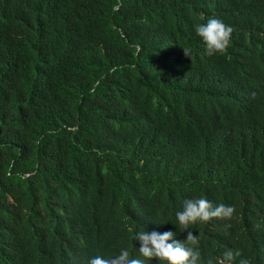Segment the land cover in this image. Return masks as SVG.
I'll return each instance as SVG.
<instances>
[{
  "label": "trees",
  "instance_id": "obj_1",
  "mask_svg": "<svg viewBox=\"0 0 264 264\" xmlns=\"http://www.w3.org/2000/svg\"><path fill=\"white\" fill-rule=\"evenodd\" d=\"M199 197L232 219L181 231ZM153 230L264 264V0H0V264H160Z\"/></svg>",
  "mask_w": 264,
  "mask_h": 264
},
{
  "label": "clouds",
  "instance_id": "obj_2",
  "mask_svg": "<svg viewBox=\"0 0 264 264\" xmlns=\"http://www.w3.org/2000/svg\"><path fill=\"white\" fill-rule=\"evenodd\" d=\"M196 34L205 43L209 55L223 54L231 43L233 29L217 18H210L206 23L195 25ZM186 56H190L188 49L183 48ZM262 66H256V70ZM235 209L233 206L219 204L213 206L212 202L204 197L186 199L183 209L176 213L177 225L181 231L191 229L197 223H205L213 218L231 220ZM231 225H226L225 230ZM174 233L166 231H140L134 240L140 241L139 253L142 257L152 260L157 259L160 264H201L200 237L187 232L183 241L173 239ZM171 241V242H170ZM88 264H143L138 258H131L127 249H121L118 254L111 256L94 255L89 258ZM207 264H217L209 259ZM218 264H250L240 250H226ZM255 264V263H253Z\"/></svg>",
  "mask_w": 264,
  "mask_h": 264
},
{
  "label": "rangeland",
  "instance_id": "obj_3",
  "mask_svg": "<svg viewBox=\"0 0 264 264\" xmlns=\"http://www.w3.org/2000/svg\"><path fill=\"white\" fill-rule=\"evenodd\" d=\"M250 264H253L252 262H250Z\"/></svg>",
  "mask_w": 264,
  "mask_h": 264
}]
</instances>
